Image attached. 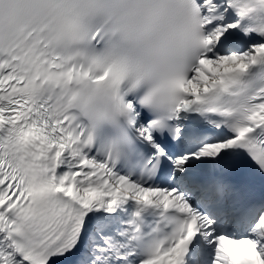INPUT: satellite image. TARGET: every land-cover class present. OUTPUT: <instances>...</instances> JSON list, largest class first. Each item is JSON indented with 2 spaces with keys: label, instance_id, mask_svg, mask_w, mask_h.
<instances>
[{
  "label": "snow or ice",
  "instance_id": "obj_1",
  "mask_svg": "<svg viewBox=\"0 0 264 264\" xmlns=\"http://www.w3.org/2000/svg\"><path fill=\"white\" fill-rule=\"evenodd\" d=\"M0 264H264V0H0Z\"/></svg>",
  "mask_w": 264,
  "mask_h": 264
}]
</instances>
